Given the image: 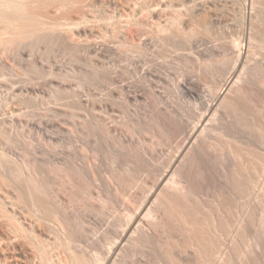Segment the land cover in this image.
<instances>
[{
	"label": "bare ground",
	"instance_id": "1",
	"mask_svg": "<svg viewBox=\"0 0 264 264\" xmlns=\"http://www.w3.org/2000/svg\"><path fill=\"white\" fill-rule=\"evenodd\" d=\"M262 174L264 0H0V264H264Z\"/></svg>",
	"mask_w": 264,
	"mask_h": 264
},
{
	"label": "rangeland",
	"instance_id": "2",
	"mask_svg": "<svg viewBox=\"0 0 264 264\" xmlns=\"http://www.w3.org/2000/svg\"><path fill=\"white\" fill-rule=\"evenodd\" d=\"M230 4H231V2H230ZM230 4H228V5H230ZM221 12H222V13H221ZM221 12L217 13V17L219 18V17L222 16V17H221L222 19L227 18L228 13H226V11H221ZM219 14H220V15H219ZM225 14H226V17H225ZM218 15H219V16H218ZM228 16H229V15H228ZM229 17H230V16H229ZM229 17H228V19H229ZM232 18H233V17H232ZM232 18H231V19H232ZM234 19L238 20V19L235 18V17L232 19V21H231L230 19H229V20H230V22H233ZM234 21H235V20H234ZM223 29H224V28H223ZM223 29H222V31H223ZM230 30H231V31H230ZM222 31H221V32H222ZM227 31H228V32H227ZM236 31H237V32H236ZM239 31H240V30H238L237 28H236V30H235L234 27H233V29H228V28L226 27V31L224 30L222 33H220V35L222 34V36L218 37L219 40H217L216 42L214 41L215 43H214V42L211 43L212 41H210V43H209V44L207 43V44H208L210 47H212L213 45H215V46H216L215 50L217 49V52L220 53V54H229V53H230L229 50H230L231 47H232V45H230L229 43H230V42H233L235 39H237V37L239 38V37L242 36V35H241V34H242L241 31H240V32H239ZM225 32H226V33H225ZM232 32H233L234 34H233ZM239 33H240V34H239ZM227 34H228V35H227ZM237 34H238V36H237ZM233 35L236 36L235 39H233V38H234ZM224 36H226L227 38L224 37ZM222 37H223V38H222ZM232 39H233V40H232ZM100 40H102V39H98V41H100ZM220 41H222V42H220ZM223 43H224V44H223ZM246 43H247L246 41H245L244 43L242 42V43H241L242 46L240 45V48H244V49H245V47H246ZM207 44H205V45L207 46ZM221 44H223V45H221ZM199 45H201V48H202V49H203V48L205 49V47H206L205 45H203V42L199 43ZM218 45H220V46H219L220 48L217 47ZM228 45H229V47H228ZM204 46H205V47H204ZM221 46H223V47L221 48ZM225 46H226V47H225ZM243 46H244V47H243ZM207 47H208V46H207ZM207 47H206V48H207ZM213 47H214V46H213ZM201 48H200V49H201ZM226 49H227V50H226ZM258 50H259V49H258ZM223 51H225V52H223ZM228 51H229V52H228ZM235 51H238V49L236 48ZM256 51H257V50H256ZM260 51H261V50H259L258 52H260ZM262 52H263V51H262ZM262 52H260L259 54H261ZM144 58H145V57H143V58H141V57H137V58H136V57H135V58L131 59L130 62L127 61L128 63H127V62H124V63H125V66H128L126 69L129 70L130 72H129V71H126V69H124V68H125L124 63L121 64V66H122V65H123V66H122V68H121V66H120V68H119L120 70L118 69V74H120V75H119V79L121 78L120 80L118 79V81H119L118 83H120V84H118V85H122L121 83L124 84V82H125V84H128V83H131V84H133V85L138 84L137 87H138V86H141V87L143 88V89H142V88L140 87V89H142V90H140L139 87H138V89H139V91H140L139 93H141V94L144 93L148 88H152V89L155 88L156 91L158 90V92L163 93L164 96H165L166 94L169 95L168 92H166V90H165L164 88L167 87V86L169 87V84H170V86H172V84H174L175 81L169 83L168 77H166V76H164V75H162L161 77L158 76V77L161 78V79H159V78H157L156 80H155V79H152L153 81L148 77L147 80L145 81L146 83L143 82V81L145 80V78H146V75H151L152 72L156 70V68H155L156 64H157V66H158V63H159V61L156 62L155 59H153V58H151V57H150V58H149V57H146L145 59H144ZM135 59H136V60H135ZM150 60H152L154 63H153L152 61H150ZM126 63H127V64H126ZM130 63H131V64H130ZM143 64H144V65H143ZM131 65H132V66H131ZM141 65H142V66H141ZM157 66H156V67H157ZM68 67H70V65H68ZM134 67H135V68H134ZM149 68H150V69H149ZM123 69H124V71H126V72H124ZM135 69H137L138 71H137V70L135 71ZM141 69H142V70H141ZM154 69H155V70H154ZM139 70H141V71H139ZM179 70L182 72L183 69H182V70H181V69H177V70L174 71L173 73H176V74H178V75H175V74L172 75V76H174V78L176 77V78L174 79V80H176V81H177V77L179 78L182 74H183L182 77H183V76L185 77L184 73L186 72V70H183V72L180 73V74H179V72H177V71H179ZM170 71H171V70H170ZM184 71H185V72H184ZM134 72H135V73H134ZM139 72H140V73H139ZM149 72H150L151 74H149ZM126 73H127V74H126ZM128 73H129V74H128ZM146 73H148V74H146ZM167 73H168V72H167ZM171 73H172V72H171ZM171 73H170V75H171ZM122 74H123V76H122ZM145 74H146V75H145ZM153 74H154V73H153ZM139 75H140V76H139ZM143 75H144V76H143ZM190 75H192V74L189 73V75H188V72H186V77H185V79L188 78V77H191ZM130 76H131V77H130ZM163 76H164V78H162ZM144 77H145V78H144ZM182 77H180V78L178 79V81H180V82L183 81V80H184V77H183V79H182ZM226 77H228V75H227ZM165 78H167V79H165ZM158 79H159V80H158ZM180 79H181V80H180ZM141 80H142V81H141ZM149 80H150V82L148 83L147 81H149ZM165 80H168V81H165ZM194 80L196 81V79H194ZM121 81H122V82H121ZM135 81H136V82H135ZM140 81H141V82H140ZM154 81H155V82H154ZM156 81H157V82H156ZM163 82H165V83L168 82V85H167V83H166V85H165V83H163ZM180 82H175V83L178 84V83H180ZM135 83H136V84H135ZM141 83H142V84H141ZM201 83H202V81H201ZM147 84H148V85H147ZM153 84H154V85H153ZM162 84H163L165 87H164ZM202 84H203V87H202V86H201V87H202V89H204V87H205L204 85H205V84H204V83H202ZM142 85H143V86H142ZM144 85H145V86H144ZM146 85H147V86H146ZM159 86H160V87H159ZM162 86H163V87H162ZM137 87H136V89H137ZM146 87H148V88L146 89ZM160 88H161V89H160ZM162 88H163V91L165 90L164 92L160 91V90H162ZM170 88H171V87H170ZM207 88H208V86H207ZM207 88L205 87V89H207ZM155 89H154V90H155ZM134 90H135V89H134ZM143 91H144V92H143ZM167 95H166L165 97H167ZM86 96H87V95H86ZM86 96H85V97H86ZM86 98H88V96H87ZM178 101H179V100H178ZM183 101H184V100H183ZM183 101H182V102L179 101V104H180V103L185 104V106L180 104V105H181V108H182L183 106L186 107V108H188V105H187L188 103L186 104V103H185L186 101H184V102H183ZM10 102H12V103H10ZM10 102H9L10 104L8 105L9 107H11V106L13 107V105L16 104V101H14L15 103H14L13 101H10ZM18 105H19V106H18ZM18 105L16 104L15 106L22 108V106H20V104H18ZM55 105H56V106H55ZM15 106H14V107H15ZM50 106H52V107H60L61 104L53 103V104H51ZM6 108H7V107H6ZM40 108L42 109V111H44V109L46 108V105H43V104H42V105H40ZM189 109H190V107H189ZM189 109L185 111V109L182 108V111H183V110L185 111V113L183 114L184 116L187 115V113H188V116L191 115L192 112H191V110H189ZM186 112H187V113H186ZM190 112H191V113H190ZM189 113H190V114H189ZM164 149H165V150H164ZM164 149H163V151H162L161 153H159V152L151 153V158H152V159L155 158V160H156V159H158V158L161 157V156H162V157H163V156L166 157L165 155H166V153L168 152V150H166L167 147L164 148ZM165 151H166V152H165ZM167 154H168V153H167ZM154 156H155V157H154ZM158 156H159V157H158ZM164 157H163V158H164ZM262 175H263L262 177H261V176H258V178L260 177V178H259L260 180L257 179L258 181H261V180L263 181L264 174H262ZM259 188H261V187H258V188L255 189V190L258 191V192L261 191V190H259ZM249 201H250V198H247L246 202H249ZM246 202L244 201V203H243V202L241 201V202L238 203V205H239V206H238L239 210H241V208H240L241 205H242L241 207L244 208V210H243V208H242V211H243V212H242V211L239 212L240 217H242L240 223H243L244 221H242V220H245V215H244V213H245V208L247 207V205L245 206V203H246ZM241 203H243V204H241ZM243 205H244V206H243ZM234 236H235V233H234V234L231 233L228 237H223V238H225V241H226V242L223 241V242H224V245H225V246H224V250H227L228 246H230V243H231V241H232L231 239L234 238ZM228 239H229V240H228ZM223 240H224V239H223ZM224 252H225V251H224ZM57 253H59V251H58ZM53 254H54L55 256H57V254H55V253H53ZM55 259H57V258H55Z\"/></svg>",
	"mask_w": 264,
	"mask_h": 264
}]
</instances>
